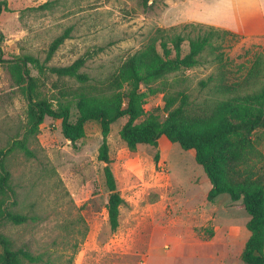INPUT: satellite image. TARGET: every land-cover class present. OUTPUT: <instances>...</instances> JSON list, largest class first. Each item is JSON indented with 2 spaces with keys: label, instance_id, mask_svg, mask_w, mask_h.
Wrapping results in <instances>:
<instances>
[{
  "label": "rangeland",
  "instance_id": "obj_1",
  "mask_svg": "<svg viewBox=\"0 0 264 264\" xmlns=\"http://www.w3.org/2000/svg\"><path fill=\"white\" fill-rule=\"evenodd\" d=\"M5 1L9 11L0 16V57L5 60L0 62V149L27 139L30 154L17 149L7 160L17 192L11 208L28 221L14 225L0 220V235L40 256L37 264H243L250 215L241 201L233 202L228 194L209 200L212 185L195 152L165 137L157 148L143 145L131 152L119 135L127 117L112 125L109 137L111 167L124 199L120 226L113 232L107 209L111 192L99 160L100 123H87L85 137L74 143L64 136L61 120L46 117L39 132L28 136V100L9 64L24 56L45 60L51 44L69 30L70 38L48 65L68 66L84 58L81 71L89 76L88 85L101 88L129 56L152 42L158 46L160 30L182 31L188 24L183 33L194 37L214 27L219 38L205 52L206 62L177 74L198 113L217 98L213 87L228 89L250 81L251 69L264 52V37L180 21L182 0H149L147 6L141 0ZM32 74L39 76L36 69ZM209 78L213 81L203 87ZM40 85L48 99L62 89L84 88L51 73ZM163 106V95L157 94L147 99L145 109L164 118ZM72 116H78L75 105ZM253 139L264 154V130L256 131Z\"/></svg>",
  "mask_w": 264,
  "mask_h": 264
},
{
  "label": "trees",
  "instance_id": "obj_2",
  "mask_svg": "<svg viewBox=\"0 0 264 264\" xmlns=\"http://www.w3.org/2000/svg\"><path fill=\"white\" fill-rule=\"evenodd\" d=\"M141 1L148 5L149 0ZM5 11L9 8L4 0L0 2V16ZM188 27V24L183 25L182 31L175 27L160 30L158 46L152 42L129 56L101 88L88 85L90 78L81 71L86 63L84 58L68 66L48 65L70 38L69 30L51 44L45 60L24 56L10 62L14 81L28 100L27 134L36 135L46 117H50L61 120L64 136L75 143L85 137L87 123H100L99 160L105 164L106 185L111 192L107 209L113 232L120 226L124 199L111 167L109 137L112 125L121 118H128L119 135L131 152H137L143 145L157 148L162 137L179 144L183 150H193L196 162L212 185L208 199L228 194L233 202L241 201L240 206L250 215L247 223L250 237L241 255L243 264H264V154L253 139L256 131L264 130V52L256 59L248 83L228 89L213 87L219 92L217 98L208 109L197 113L191 95L182 88L185 80L177 74L206 62L205 52L216 44L220 30L210 27L192 37L183 33ZM225 33L234 35L229 31ZM3 39L0 32V42ZM0 62L5 63V60L0 57ZM33 69L38 71V77L32 74ZM48 73L79 82L84 88L80 91L62 89L59 96L48 99L40 90V82ZM211 81L213 78L201 84L207 87ZM157 94L163 95L164 118L156 111L149 113L145 109L147 99ZM69 96L72 100H62ZM74 105L78 111L75 120L72 116ZM26 142L27 139L15 141L10 147L0 149V220L14 225L24 224L28 218L11 208L17 202V192L7 160L17 149L30 154ZM156 161H159V152ZM41 261L40 256L16 247L11 238L0 235V264Z\"/></svg>",
  "mask_w": 264,
  "mask_h": 264
},
{
  "label": "crops",
  "instance_id": "obj_3",
  "mask_svg": "<svg viewBox=\"0 0 264 264\" xmlns=\"http://www.w3.org/2000/svg\"><path fill=\"white\" fill-rule=\"evenodd\" d=\"M179 7L180 21H197L245 37H264V0H182Z\"/></svg>",
  "mask_w": 264,
  "mask_h": 264
}]
</instances>
